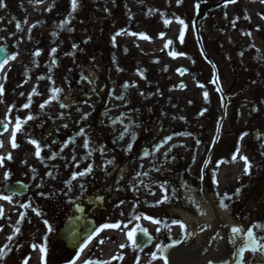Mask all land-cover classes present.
I'll use <instances>...</instances> for the list:
<instances>
[{
  "label": "flooded vegetation",
  "instance_id": "1",
  "mask_svg": "<svg viewBox=\"0 0 264 264\" xmlns=\"http://www.w3.org/2000/svg\"><path fill=\"white\" fill-rule=\"evenodd\" d=\"M226 3L77 0L73 12L71 0H0V196L11 197L0 200V237L9 245L1 264H30L32 246L45 249L42 264H72L79 255L107 264H163L158 249L186 242L190 227L205 231L204 220L189 219L198 216L205 197L217 213L213 235L226 243L218 207L223 205L232 228L247 217L240 227L258 236V250L245 251L246 264H264V155L254 147L264 133L254 139L253 120L241 123L237 101L225 100L215 114L216 146L207 150L204 138L199 141L203 113L190 104V91L176 74L183 67H175L170 55L184 60L201 51L215 57L216 67L264 55V16L256 13L255 22L247 0L226 15ZM141 18L167 31L147 33L150 48L141 53L123 47L113 63L109 21ZM98 24L100 31H94ZM130 33L121 38L137 37ZM115 67L143 75L134 84L125 80L124 98L112 100L108 76ZM54 89H60L56 99ZM46 101L51 103L42 109ZM31 140L40 147L39 157ZM241 157L251 165L249 174ZM89 166L91 172L72 179ZM190 199L198 200L197 207ZM140 229L151 242L146 246L141 237L136 247Z\"/></svg>",
  "mask_w": 264,
  "mask_h": 264
},
{
  "label": "rangeland",
  "instance_id": "2",
  "mask_svg": "<svg viewBox=\"0 0 264 264\" xmlns=\"http://www.w3.org/2000/svg\"><path fill=\"white\" fill-rule=\"evenodd\" d=\"M105 1V0H103ZM263 3H261V0H254L252 3V8L250 7V10L252 11V15L255 14L257 11H261L263 9ZM144 30V28H142ZM140 44L142 42H139ZM196 64L191 65V69L195 70L193 74L195 76L200 75L201 83H195L192 81V78H187L186 84L189 86V90L192 92V96H190V101H194L197 104V107H195V111L197 108L200 110H204L205 119L202 121L204 122L203 125L206 126L209 125V130L211 131V136L208 137L206 135V147H213L214 145V133H215V124H214V118L213 113L215 106V102L220 103L219 95H217V91L215 88V85L212 84L214 80H217V86L221 87L222 93L225 91V89L229 88V85L231 82L229 81L230 75L232 74L234 76L235 81L231 84V98H234L236 100H241L240 104V110L241 114L248 117L250 115V109L252 106H257L262 102L264 104V96L260 97L261 95H264V93H261L259 91L260 87L264 85V76L261 78L256 74V71H252L250 67L245 68H238L237 71L234 69L237 67L235 66H229L220 63L216 67L215 63L213 65H205L202 63L200 59V53H196ZM213 59L214 57L210 55ZM188 61V59H187ZM192 63V61H190ZM179 63V62H178ZM217 78V79H216ZM129 81H134V78L127 79ZM219 80H222L220 82ZM110 88L112 90L111 94L118 95L122 94L121 86H123V81H116V80H110ZM224 86V88H223ZM207 92V102L205 100L204 93ZM231 98H229V102L231 101ZM245 117L243 118V120ZM254 127L264 130V120L262 119L261 114L258 112L257 116L253 119ZM224 139V138H223ZM192 137H189V146H192ZM225 144L229 146L231 143L229 140L225 141ZM254 147H259L261 150V154L264 155V139H261L260 142H257ZM239 223H243L242 220L239 221Z\"/></svg>",
  "mask_w": 264,
  "mask_h": 264
},
{
  "label": "snow or ice",
  "instance_id": "3",
  "mask_svg": "<svg viewBox=\"0 0 264 264\" xmlns=\"http://www.w3.org/2000/svg\"><path fill=\"white\" fill-rule=\"evenodd\" d=\"M230 2H231V3H236V0H230ZM177 3H178V5H179V4L181 3V0H177ZM261 3H264V0H261ZM77 6H78V4H77V0H71V8H72V11H73V12L76 11ZM196 7L199 8V5H196ZM49 10H50V9H49ZM245 18H247V17H245ZM262 18H264V17H262ZM176 22H177L178 24L182 25V26L184 25V21L181 20V19H177ZM67 23H68V21H65V24H67ZM164 23H165V25L167 26L169 23H171V21H169V20H165ZM33 27H35V25H33ZM130 34H131V35H140L141 38L149 39V37H147V36L144 35V34H136V33H130ZM118 35H119V33H118ZM248 35H250V33H248ZM183 36H184V30H183V27H182V29H181V34H180V37H179V39L181 40V42L183 41ZM171 43H172L171 41H168L167 44L165 45V47H167L168 44H171ZM55 51H56V49H52V52H53V53H55ZM35 55H36V56H39V55H40V52L37 51V52L35 53ZM170 55L175 56L176 54H175V53H170ZM13 59H15V57H13ZM53 63H55V60H53ZM2 67H3V64H0V68H2ZM132 86L134 87L135 85H132ZM123 87H124L125 89H127V88L129 87V85L126 83V84L123 85ZM59 92H60V89H54L53 92H52V99H56V97H57V95L59 94ZM37 94H38V93L35 92V90H33V95H37ZM204 95H205V100H206V102H207V96H208L207 92H205ZM123 98H124L123 96L117 97V99H123ZM47 103H51V101H46L45 104H42V105H41V108L43 109ZM64 106H65V105H63V104L61 105V107H64ZM25 107L27 108V107H29V105L26 104ZM32 118H33V117H31V116L28 117L29 120L32 119ZM85 118H86V117H85ZM19 127H20V122H19V120H18V121H17V130H19ZM14 135H15V134H14ZM122 136H123V134H122ZM13 140H14V136H13ZM29 142L32 143V144H34V145H36V148H37L36 155H37V157H39V153H40V147H39V145H38V144L36 143V141H34V140H31V141H29ZM0 146H2V144H0ZM13 147H17V145H16L14 142H13ZM85 147H87V141L85 142ZM7 158H8V159H11L10 156L7 157ZM2 159H3V158H0V166H2ZM233 159H235V157H233ZM241 159L244 160L245 165H246V167H245V169H244L245 174H249V168L251 167V165L248 163V159H247V157H241ZM110 163H111V162H110ZM91 171H92L91 166H89V168H88L87 170H85V171H83V172H80V173H78V174H73L72 179H76V178H77V175H79V176H84V175H86L88 172H91ZM7 176H8V173H5V178H6V179H7ZM81 187H83V185H81ZM235 194H236L237 196L240 195V190L237 189ZM227 198H228V199H231V197H227ZM0 200H7V201L10 202V201H11V197H10V196H0ZM222 206H223V205H222ZM24 207H28V205H24ZM0 211H2V210H0ZM39 214H40V213H37V215H39ZM145 219H150V218H149V217H145ZM44 223H45V225L47 226V221H44ZM152 223H154V224H158L159 221L152 220ZM104 227H119V225H118V224H117V225H105ZM125 227H127V226H125ZM181 227H183V225H181ZM48 230L51 231V228L49 227ZM17 231H18V230H17ZM140 231H141L144 235H147V230H146V229H140ZM231 231H232L234 234H236V233L241 232L242 230H241L240 228H238V227H233ZM134 232H135V230H133L132 232H129V233L127 234L129 240H133ZM247 238H248V240H249V242H250V244H251V248L249 249V248L246 246L245 248L240 249V253H241V255H243V252L246 251V250H251V251H253V252H256V251L258 250V241H257V238L254 236V234H253V232H252L251 230H249V231L247 232ZM261 239H264V237H262ZM133 242L135 243V241H133ZM34 247H35V246H34ZM121 247H123V245H122ZM40 250H41L42 253L45 251V249H44L43 247H41ZM2 251H3V250L0 249V254H2ZM158 251L163 252V251H166V249H158ZM261 251H264V249H261ZM153 255L155 256V254H153ZM160 259H162V260L164 261V264H168V258H167L166 256H161ZM72 264H75V261H73ZM209 264H211V262H209Z\"/></svg>",
  "mask_w": 264,
  "mask_h": 264
},
{
  "label": "water",
  "instance_id": "4",
  "mask_svg": "<svg viewBox=\"0 0 264 264\" xmlns=\"http://www.w3.org/2000/svg\"><path fill=\"white\" fill-rule=\"evenodd\" d=\"M210 254L211 252L204 251V248L180 246L170 250L165 256L168 258V264H216L217 261L212 254L209 257Z\"/></svg>",
  "mask_w": 264,
  "mask_h": 264
},
{
  "label": "bare ground",
  "instance_id": "5",
  "mask_svg": "<svg viewBox=\"0 0 264 264\" xmlns=\"http://www.w3.org/2000/svg\"><path fill=\"white\" fill-rule=\"evenodd\" d=\"M193 205H195V201L194 200H192V199H190L189 200ZM204 202H206V200L204 201ZM218 210H219V212L221 213V214H223V215H226V211L224 210V207H218ZM199 214H200V219L201 220H205V222L208 224V225H210V224H212L213 223V215H212V213L210 212V209L207 207V208H205V209H203V208H200L199 209ZM191 220H194V221H196V219H191Z\"/></svg>",
  "mask_w": 264,
  "mask_h": 264
}]
</instances>
